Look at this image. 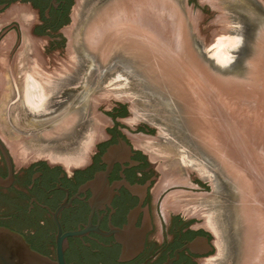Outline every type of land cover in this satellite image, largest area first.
<instances>
[{
    "label": "rangeland",
    "instance_id": "1",
    "mask_svg": "<svg viewBox=\"0 0 264 264\" xmlns=\"http://www.w3.org/2000/svg\"><path fill=\"white\" fill-rule=\"evenodd\" d=\"M219 1L224 3V18L232 24L230 33L243 37L238 44L230 42L234 45L228 60L226 41L218 40L213 52V41L193 38V34L205 32L197 31L200 27L193 23L196 10L186 6V0H78L73 15V49L88 51L89 66H115L107 79L110 85L100 89V98L105 97L107 102L113 93L127 94L131 115L138 120L146 118L156 127L155 145L161 152L186 157L200 167L206 163L212 169V160L215 162L223 182L224 176L227 178L231 200L227 205L231 264H264V9L256 11L252 5L241 4V0ZM149 3L164 8L163 15L153 16L157 25L163 26L160 32L152 33V43L134 36L143 45L134 50L124 45L125 38L121 36L113 40L118 15L128 13L126 10L130 13L140 4L149 7ZM246 17L249 24L253 23L248 32L243 24ZM105 23L111 28L108 37L92 43L90 34L100 35ZM101 26L105 27L100 30ZM182 26L190 54L199 72L210 75L211 87H200L196 73L194 76L186 62L174 65L170 61L178 53L175 45L180 36L176 31H181ZM218 29L209 25L206 31ZM171 54L175 55L169 59ZM118 73L121 81H117ZM119 84V89L111 88ZM2 109L0 104V125ZM59 126L64 129L65 120ZM19 137L17 134L11 138ZM57 145L63 144L57 141Z\"/></svg>",
    "mask_w": 264,
    "mask_h": 264
},
{
    "label": "water",
    "instance_id": "2",
    "mask_svg": "<svg viewBox=\"0 0 264 264\" xmlns=\"http://www.w3.org/2000/svg\"><path fill=\"white\" fill-rule=\"evenodd\" d=\"M24 1L49 30L70 19L74 0H0V11ZM81 168L24 171L26 191L14 187L13 163L0 139V264H223L226 240L213 202L186 186L167 188L157 201L163 244L147 243L154 230L147 156L125 135L106 128Z\"/></svg>",
    "mask_w": 264,
    "mask_h": 264
},
{
    "label": "flooded vegetation",
    "instance_id": "3",
    "mask_svg": "<svg viewBox=\"0 0 264 264\" xmlns=\"http://www.w3.org/2000/svg\"><path fill=\"white\" fill-rule=\"evenodd\" d=\"M77 1L74 0L69 22L57 31L43 25L37 10L27 2H15L0 11V104L4 127L0 129V139L12 159L14 187L26 191L24 171L39 160H45L49 167L85 166L92 147L112 138L106 128L117 124L133 150L147 156L149 166L143 171L152 169L154 173L155 181L150 186L154 230L147 235V243L163 244V227L157 211L160 195L171 186H186L212 200L226 240L222 262L231 264V220L227 210L231 200L227 178L224 176L223 182L213 160L211 169L206 163L200 167L186 157L161 152L155 145L156 127L146 118L138 120L131 115L127 94L113 93L107 102L105 97L100 98V89L110 83L107 79L115 66H89L88 51L73 49ZM220 2L186 0V6L196 10L193 23L200 27L197 31L205 32L193 34V38L213 41V52L218 40L226 41L228 60L234 45L230 42L238 44L243 37L230 33L232 24L224 18L226 11ZM256 3L259 6H254ZM241 4L252 5L256 11L264 9V0H241ZM244 20L248 32L253 23L249 24L247 17ZM209 25L219 29L206 31ZM121 79L117 75V81ZM118 86L111 88L119 89ZM62 120H65L64 129L59 126ZM14 121L20 124L15 125ZM17 134L21 139L11 138ZM57 141L63 145H57ZM2 166L0 155V169Z\"/></svg>",
    "mask_w": 264,
    "mask_h": 264
},
{
    "label": "bare ground",
    "instance_id": "4",
    "mask_svg": "<svg viewBox=\"0 0 264 264\" xmlns=\"http://www.w3.org/2000/svg\"><path fill=\"white\" fill-rule=\"evenodd\" d=\"M150 4V3H149ZM146 6V5H145ZM144 5H142V4H140L138 7H133L134 9H131L132 11L129 13V11H127L126 10V12H128V13H122V14H120V13H118V10H116V12L118 13V14H120V15H118V16H120L118 19L116 18V16H117V14H113V15H116L115 16V19H117V21L119 22V24H118V27L117 28H114L113 30L115 31V33H114V31L113 32H111V33H113V34H115V36H113V40H115V39H121L120 38V36L121 37H123V38H125V44L124 45H126V46H129V47H131V49H136V50H138V48H143V45H142V43L141 42H139V40H137L136 38H134V36H136L137 38H141V39H145V40H147L148 42H151L152 43V37L155 39V37L154 36H152V33H157V32H160L161 30L160 29H162V26L163 25H161V24H158L157 25V21H154L153 20V16H155V14L157 15V13L158 14H161V15H163L162 14V12L164 11V8L163 7H157V6H155V5H153L152 3L149 5V7L148 6H146L145 7ZM121 10V9H120ZM122 11H123V9H122ZM115 12V13H116ZM120 12V11H119ZM124 12V11H123ZM174 14V13H173ZM172 14V15H173ZM177 15V14H176ZM175 16V15H174ZM170 17V16H169ZM175 18H176V16H175ZM109 20H111V19H109ZM108 20V21H109ZM114 21V20H113ZM112 21V22H113ZM117 21H115V22H117ZM162 21H163V19H162ZM108 23V22H107ZM107 23H105V26H106V24ZM158 23H160L159 21H158ZM105 26H101L100 27V30H101V28L103 27H105ZM113 26V25H112ZM179 26V25H178ZM114 27V26H113ZM112 27V28H113ZM116 27V26H115ZM175 27H176V25H175ZM183 27V26H182ZM178 29V28H177ZM109 30H111V28L110 27H107L106 26V28H104V29H102L101 31H99L100 33V35H91L90 34V36H89V40L92 42V43H96L98 40H99V38H100V42L103 40V38H106V37H108L107 36V33H110V31ZM179 30H177L176 32L178 33V35L180 36V37H178L177 38V44L175 45L176 46V49L178 50H175L176 52H178L177 53V55H176V58L178 59V60H176V61H174V59H176L175 57H174V59L173 60H171L170 58L171 57H173L176 53L175 52H173V53H175L174 55H172L173 53H172V50L169 48V47H167V48H169L170 50H171V55H169L170 57H169V59H170V61H173V64H174V62H186L188 65H189V69H191V71H194V73H193V75L196 73V75H197V78H198V82L200 83H198L197 82V80L195 79V83H198L199 85H200V87L203 85H205V88H206V86L207 87H211V86H213V84L211 85V81H210V75L208 76L207 74H206V72H204V73H202V72H199L200 70H198V69H200L198 66H196V60H195V58L194 57H192V55L190 54V47H189V43H188V41H187V38H186V36H185V28L183 27L182 28V30L181 31H179ZM175 32V33H176ZM94 33V32H93ZM98 33V32H97ZM174 33V34H175ZM154 35V34H153ZM177 35V34H176ZM175 37V36H174ZM157 38V37H156ZM176 38V37H175ZM154 39H153V41H154ZM159 39V38H158ZM161 39V38H160ZM157 40V39H156ZM172 40H173V38H172ZM112 41V40H111ZM123 41H124V39H123ZM162 41V40H161ZM164 41V40H163ZM167 41V40H166ZM110 42V41H109ZM155 42V41H154ZM156 43V42H155ZM158 43V42H157ZM174 43V42H173ZM163 44L164 43H162V44H160V45H162V47H163ZM159 45V46H160ZM156 46H157V44H156ZM165 46V45H164ZM174 49V48H173ZM153 51H154V49H152ZM142 52V51H141ZM169 52V51H168ZM155 54V53H154ZM157 55V54H156ZM158 56H156V58H157ZM162 57H163V54H162ZM165 57V56H164ZM167 57V56H166ZM165 57V58H166ZM159 58V57H158ZM166 61L168 62L169 60H167V58H166ZM163 62V61H162ZM166 62V63H167ZM170 63V62H169ZM172 63H170L169 65L170 66H172L171 65ZM175 65V64H174ZM170 70V69H169ZM172 70V69H171ZM197 71L199 72L198 74H199V76L200 77H198V74H197ZM196 75H194V76H196ZM215 84V83H214ZM202 86V87H203ZM215 87H217V86H215ZM214 87V88H215ZM219 88V87H218ZM218 88H217V90H218ZM211 90V89H210ZM214 91L216 90V88L215 89H213ZM204 91V90H203ZM219 92H220V90H219ZM216 94H218V92L216 91L215 92ZM215 93H213V95L215 94Z\"/></svg>",
    "mask_w": 264,
    "mask_h": 264
}]
</instances>
